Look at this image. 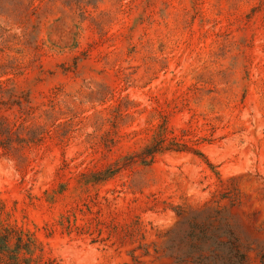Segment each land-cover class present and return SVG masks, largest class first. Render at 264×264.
Segmentation results:
<instances>
[{
    "label": "rangeland",
    "instance_id": "1",
    "mask_svg": "<svg viewBox=\"0 0 264 264\" xmlns=\"http://www.w3.org/2000/svg\"><path fill=\"white\" fill-rule=\"evenodd\" d=\"M7 93H29L23 126L46 134L0 151V201L45 257L264 264V0H0ZM162 118L204 158L93 182Z\"/></svg>",
    "mask_w": 264,
    "mask_h": 264
},
{
    "label": "trees",
    "instance_id": "2",
    "mask_svg": "<svg viewBox=\"0 0 264 264\" xmlns=\"http://www.w3.org/2000/svg\"><path fill=\"white\" fill-rule=\"evenodd\" d=\"M7 94V100L0 99V151L3 154L13 153L21 157L23 149L41 143L46 132L26 129L23 126L24 118L21 115L27 116L36 109L30 105L29 93ZM12 106H16L19 114L15 120H9L3 113ZM190 151L204 158L198 149L174 134L166 119L162 118L155 127L151 140L140 150L123 156L120 161L91 175L93 182L102 183L121 169L133 164L150 165L157 155ZM10 217L11 214L5 210L4 204L0 201V264H57L54 259L45 257L42 244L34 233L16 223H10Z\"/></svg>",
    "mask_w": 264,
    "mask_h": 264
}]
</instances>
